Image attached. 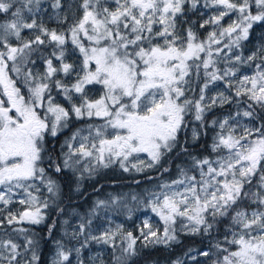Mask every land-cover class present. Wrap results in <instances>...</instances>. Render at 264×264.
Instances as JSON below:
<instances>
[{
    "label": "snow or ice",
    "instance_id": "6c2138e0",
    "mask_svg": "<svg viewBox=\"0 0 264 264\" xmlns=\"http://www.w3.org/2000/svg\"><path fill=\"white\" fill-rule=\"evenodd\" d=\"M204 9L215 11L204 19ZM259 24L264 0H0V264H40L38 242L17 226L46 220L59 177L79 188L113 165L157 172L155 188L130 199L161 226L146 217L138 235L94 232L99 209L134 211L98 200L69 224L75 244L53 240L51 264H85L91 243L134 264L138 241L171 247L181 234L214 241L199 253L211 264H264V45L243 52ZM215 109L227 111L209 118ZM169 163L176 175L164 179Z\"/></svg>",
    "mask_w": 264,
    "mask_h": 264
},
{
    "label": "trees",
    "instance_id": "16d2710c",
    "mask_svg": "<svg viewBox=\"0 0 264 264\" xmlns=\"http://www.w3.org/2000/svg\"><path fill=\"white\" fill-rule=\"evenodd\" d=\"M191 19L197 24V16H192ZM264 24L254 25L250 31V35L253 36L254 30ZM53 26V23H50ZM202 36L201 29H199ZM227 109H215L213 114H209V118L213 115L221 116ZM82 123L77 121L73 128L66 130L64 135L59 137L58 141H54V144L59 150V144L63 143L66 136L71 135V131L76 127H81ZM212 133L209 132V136L205 139H210ZM203 143V141L201 142ZM179 163V161H177ZM169 167L172 168L170 174L165 175L164 179L175 178V167L169 163ZM152 176V180H148L145 177ZM60 183L64 185L62 189V196L56 199V204L52 205L46 210V220L39 225L23 224L24 228L29 229L28 235L35 239L37 244V253L40 256V264H50V257L55 249L53 240H60L66 244H69L68 237L65 235L66 231H70L69 224L79 222L80 217L89 216L93 206L98 200H110L112 198H120L122 201L128 203L129 207L133 209L139 207L135 201H131V195L135 194L138 197H144L149 191L155 188V185L159 182V177L155 170L145 173H136L134 171L124 172L118 165H113L108 169H104L102 174L95 180H85L82 182L79 188L72 183L71 173L65 174L63 177L58 178ZM135 181H140L137 184ZM70 186V187H69ZM99 189L98 191L94 189ZM71 189V190H70ZM49 194L44 192L43 196L46 197ZM59 208H63L64 212L60 213ZM118 205H112V209L117 208ZM109 209V210H112ZM105 210L103 208L98 210ZM113 211V210H112ZM124 211V210H120ZM120 211H115L120 213ZM126 212V211H125ZM96 216L92 217L95 218ZM67 221L68 223H65ZM55 222V227L52 230L51 237L49 236V228ZM11 233V229H6ZM223 234V227L220 228L218 233H214L216 238H220ZM13 239H16L18 243H23V236L16 233H11ZM0 237L8 238L4 236L3 232H0ZM214 241H210L208 237L197 236H180V243L173 244L171 247L164 245L148 246L145 248L141 241L137 242V249L139 255L134 259V264H158L159 262H172L182 261L193 253H199L204 250H208ZM70 245V244H69ZM214 252L215 249H212ZM100 257L105 261V264H112V250L106 246L105 250L101 253ZM215 257L213 256V259Z\"/></svg>",
    "mask_w": 264,
    "mask_h": 264
},
{
    "label": "rangeland",
    "instance_id": "374dc122",
    "mask_svg": "<svg viewBox=\"0 0 264 264\" xmlns=\"http://www.w3.org/2000/svg\"><path fill=\"white\" fill-rule=\"evenodd\" d=\"M203 18L206 19L210 15L214 13V9H204ZM234 18V17H232ZM197 24L200 22V18L197 16ZM193 21V20H192ZM230 22V18H225L223 21L224 24ZM53 26L55 24L53 23ZM211 30V27H206L205 29H201L202 36L204 37L208 31ZM243 52L245 55H250L252 52H255L262 45H264V25L257 27L254 30L253 36L250 35L249 40L243 42ZM39 67V65H38ZM245 71H250V69H245ZM58 99L62 100V98L58 97ZM12 210L15 211L17 209H22L23 206L19 204H14L11 206ZM150 218L151 222L156 226H161V222L156 218L150 211L144 210L141 206L134 209L131 214V218H129V214L125 211H120L117 213L112 210H102L99 214L93 219L92 229L94 232L103 231L105 228H115L117 225H122L125 231H131L134 234H139V226L141 225L143 219ZM26 224V223H25ZM76 223H74L75 225ZM17 227H24V225H18ZM75 241H72L71 244H75ZM71 244L69 246H71ZM78 246V245H77ZM106 246L98 245L95 243L89 244L88 248L83 250L82 258L85 260V264H93L91 258L96 257L97 255H101V253L105 250ZM55 250V249H54ZM205 251V250H204ZM54 253V251H53ZM53 253L50 257V264ZM200 253V252H199ZM199 253H193L185 258L182 264H211V259L209 257H204L199 255ZM195 257V259H193ZM213 259V257H212ZM73 264H76V260L73 259ZM158 264H173L172 262H159Z\"/></svg>",
    "mask_w": 264,
    "mask_h": 264
}]
</instances>
